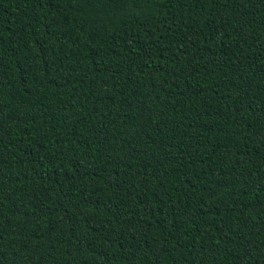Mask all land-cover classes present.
I'll return each mask as SVG.
<instances>
[{
  "label": "trees",
  "instance_id": "trees-1",
  "mask_svg": "<svg viewBox=\"0 0 264 264\" xmlns=\"http://www.w3.org/2000/svg\"><path fill=\"white\" fill-rule=\"evenodd\" d=\"M0 264H264V0H0Z\"/></svg>",
  "mask_w": 264,
  "mask_h": 264
}]
</instances>
